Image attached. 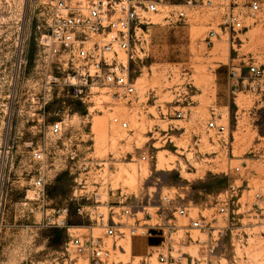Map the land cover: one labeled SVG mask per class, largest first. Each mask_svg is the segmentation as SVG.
I'll use <instances>...</instances> for the list:
<instances>
[{
    "label": "rangeland",
    "instance_id": "rangeland-1",
    "mask_svg": "<svg viewBox=\"0 0 264 264\" xmlns=\"http://www.w3.org/2000/svg\"><path fill=\"white\" fill-rule=\"evenodd\" d=\"M49 1L0 0V264H62L66 233L42 224L51 208L66 205L71 231L83 235L89 221L76 214V203L96 198L104 212L109 202L152 206L161 194L207 215L230 186L233 213L217 221L225 229L216 252L235 264H264V225L247 205L264 181V92L239 87L250 80L247 64L264 66V0L245 29L224 32L213 24L209 44L201 23L217 21L215 0L197 7L187 23L152 15L130 71L135 96L115 99L86 85L83 103L67 95L61 79L67 69L56 67L63 56L40 42ZM111 115L127 121V129L110 124ZM210 116L225 125L223 140L204 128ZM54 121L61 130L51 135ZM37 149L41 161L32 159ZM144 152L147 161H139ZM37 173L42 199L31 198ZM91 232L100 236L102 229ZM133 240L122 258L155 243ZM184 250L194 254L195 246Z\"/></svg>",
    "mask_w": 264,
    "mask_h": 264
},
{
    "label": "built area",
    "instance_id": "built-area-1",
    "mask_svg": "<svg viewBox=\"0 0 264 264\" xmlns=\"http://www.w3.org/2000/svg\"><path fill=\"white\" fill-rule=\"evenodd\" d=\"M215 1L214 6L219 10L217 21L208 19L201 23L207 28V44L216 36L213 24L224 32L240 31L255 22L260 10L259 0ZM204 4L212 5L211 0H183L181 4H173L171 0H50L40 42L54 47L63 56L56 61V67L67 69L61 79L70 88L67 91L70 98L83 103L88 95L81 87L88 85L97 91L110 92L115 99L130 101L135 96L130 71L138 57V44L152 23V15L160 14L169 22L187 23L192 19V12ZM246 71L250 80L240 81L239 87L249 92L256 89L264 92V66L251 62L246 65ZM173 115L180 120L184 114L175 110ZM109 122L121 130L128 127L127 121L117 115H111ZM204 128L212 132L211 137L223 140L225 125L217 123L213 116L205 121ZM60 130V121L48 125L51 135L59 134ZM31 156L35 161L42 160L38 149ZM138 159L147 161L148 154L144 152ZM238 169L234 167L235 171ZM30 185L31 198L42 199V175H34ZM235 196V189L228 187L219 194L212 212L206 215L200 208H190L161 194L158 203L152 206L109 202L102 206L104 212L94 204L96 198L92 204H77L72 195L68 200L76 203V214L86 216L89 221L82 226L89 229L86 234L71 231L74 227L67 223L66 205L44 213L42 224L64 229L62 264H235L233 257L228 259L216 252L225 229L217 221L226 223L232 216ZM247 205L264 225V181L252 192ZM93 226L102 229L100 236H93ZM136 238L154 239L155 243L142 254L122 258L127 254L126 247L130 251L131 246H136L133 240ZM189 245L195 246L194 254L184 250Z\"/></svg>",
    "mask_w": 264,
    "mask_h": 264
},
{
    "label": "bare ground",
    "instance_id": "bare-ground-1",
    "mask_svg": "<svg viewBox=\"0 0 264 264\" xmlns=\"http://www.w3.org/2000/svg\"><path fill=\"white\" fill-rule=\"evenodd\" d=\"M127 249H128V251H129V248L127 247ZM126 253H127V251H126Z\"/></svg>",
    "mask_w": 264,
    "mask_h": 264
}]
</instances>
